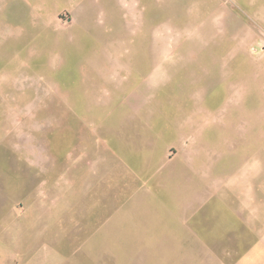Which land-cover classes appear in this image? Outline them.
I'll return each mask as SVG.
<instances>
[{
  "label": "rangeland",
  "instance_id": "obj_1",
  "mask_svg": "<svg viewBox=\"0 0 264 264\" xmlns=\"http://www.w3.org/2000/svg\"><path fill=\"white\" fill-rule=\"evenodd\" d=\"M0 244L264 264V0H0Z\"/></svg>",
  "mask_w": 264,
  "mask_h": 264
},
{
  "label": "crops",
  "instance_id": "obj_2",
  "mask_svg": "<svg viewBox=\"0 0 264 264\" xmlns=\"http://www.w3.org/2000/svg\"><path fill=\"white\" fill-rule=\"evenodd\" d=\"M149 129V128H148ZM150 131V130H149ZM156 131H158V129L157 128H155V129H153L151 132H156ZM150 154H152V153H150ZM161 167V166H160ZM162 168V167H161ZM7 252H12L11 250H8V249H6V246L3 244V245H1L0 244V264H7L5 261V259H4V256H5V253H7Z\"/></svg>",
  "mask_w": 264,
  "mask_h": 264
}]
</instances>
